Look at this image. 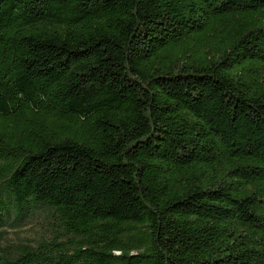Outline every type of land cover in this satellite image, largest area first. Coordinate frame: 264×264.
<instances>
[{
  "label": "trees",
  "instance_id": "trees-1",
  "mask_svg": "<svg viewBox=\"0 0 264 264\" xmlns=\"http://www.w3.org/2000/svg\"><path fill=\"white\" fill-rule=\"evenodd\" d=\"M0 264H264V0H0Z\"/></svg>",
  "mask_w": 264,
  "mask_h": 264
},
{
  "label": "rangeland",
  "instance_id": "rangeland-1",
  "mask_svg": "<svg viewBox=\"0 0 264 264\" xmlns=\"http://www.w3.org/2000/svg\"><path fill=\"white\" fill-rule=\"evenodd\" d=\"M52 225H55L53 219L50 220H36L33 224L17 231H7L2 244L10 243H25L27 241H36L41 235H49Z\"/></svg>",
  "mask_w": 264,
  "mask_h": 264
}]
</instances>
